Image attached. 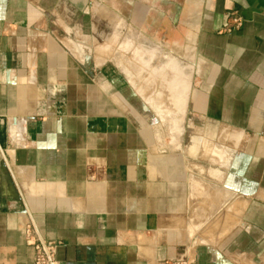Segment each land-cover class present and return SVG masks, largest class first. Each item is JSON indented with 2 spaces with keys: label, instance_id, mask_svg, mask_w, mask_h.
I'll return each mask as SVG.
<instances>
[{
  "label": "crops",
  "instance_id": "crops-1",
  "mask_svg": "<svg viewBox=\"0 0 264 264\" xmlns=\"http://www.w3.org/2000/svg\"><path fill=\"white\" fill-rule=\"evenodd\" d=\"M29 225L61 264H264V0H0V264Z\"/></svg>",
  "mask_w": 264,
  "mask_h": 264
},
{
  "label": "built area",
  "instance_id": "built-area-1",
  "mask_svg": "<svg viewBox=\"0 0 264 264\" xmlns=\"http://www.w3.org/2000/svg\"><path fill=\"white\" fill-rule=\"evenodd\" d=\"M232 22L236 27L240 25L239 20L233 19ZM26 237L30 242L34 250V262L35 264H61L55 259V252L57 245L54 242H46L42 240L36 233L34 227L29 225L25 228ZM163 264H195L193 260L184 254L172 261L165 262Z\"/></svg>",
  "mask_w": 264,
  "mask_h": 264
},
{
  "label": "water",
  "instance_id": "water-1",
  "mask_svg": "<svg viewBox=\"0 0 264 264\" xmlns=\"http://www.w3.org/2000/svg\"><path fill=\"white\" fill-rule=\"evenodd\" d=\"M190 78H191L190 72L184 73V75H183V86H182V96H188V94H189Z\"/></svg>",
  "mask_w": 264,
  "mask_h": 264
}]
</instances>
